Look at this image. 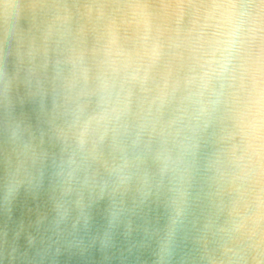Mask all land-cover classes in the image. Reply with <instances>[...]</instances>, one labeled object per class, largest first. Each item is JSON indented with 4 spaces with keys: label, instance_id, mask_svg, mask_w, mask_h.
Listing matches in <instances>:
<instances>
[{
    "label": "clouds",
    "instance_id": "obj_1",
    "mask_svg": "<svg viewBox=\"0 0 264 264\" xmlns=\"http://www.w3.org/2000/svg\"><path fill=\"white\" fill-rule=\"evenodd\" d=\"M45 7L0 61V264H264V0Z\"/></svg>",
    "mask_w": 264,
    "mask_h": 264
},
{
    "label": "water",
    "instance_id": "obj_2",
    "mask_svg": "<svg viewBox=\"0 0 264 264\" xmlns=\"http://www.w3.org/2000/svg\"><path fill=\"white\" fill-rule=\"evenodd\" d=\"M33 7L22 11L18 17L5 19L0 11V61L5 54L10 65L16 62L18 54L27 51L29 41L39 36V27L44 20L46 5L57 0H16Z\"/></svg>",
    "mask_w": 264,
    "mask_h": 264
}]
</instances>
